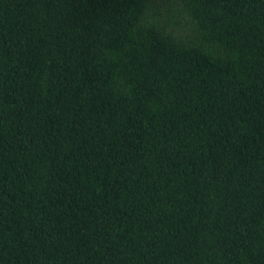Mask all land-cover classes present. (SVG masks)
<instances>
[{
	"label": "trees",
	"instance_id": "1",
	"mask_svg": "<svg viewBox=\"0 0 264 264\" xmlns=\"http://www.w3.org/2000/svg\"><path fill=\"white\" fill-rule=\"evenodd\" d=\"M0 264H264V0H0Z\"/></svg>",
	"mask_w": 264,
	"mask_h": 264
}]
</instances>
